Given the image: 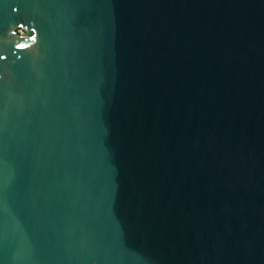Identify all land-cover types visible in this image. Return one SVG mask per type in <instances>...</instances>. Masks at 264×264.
Returning a JSON list of instances; mask_svg holds the SVG:
<instances>
[{"label":"water","instance_id":"1","mask_svg":"<svg viewBox=\"0 0 264 264\" xmlns=\"http://www.w3.org/2000/svg\"><path fill=\"white\" fill-rule=\"evenodd\" d=\"M0 264H264V0H0Z\"/></svg>","mask_w":264,"mask_h":264},{"label":"built area","instance_id":"2","mask_svg":"<svg viewBox=\"0 0 264 264\" xmlns=\"http://www.w3.org/2000/svg\"><path fill=\"white\" fill-rule=\"evenodd\" d=\"M15 34L21 39H27L30 37V33L25 28H18Z\"/></svg>","mask_w":264,"mask_h":264}]
</instances>
